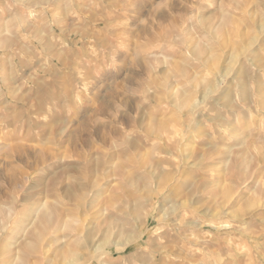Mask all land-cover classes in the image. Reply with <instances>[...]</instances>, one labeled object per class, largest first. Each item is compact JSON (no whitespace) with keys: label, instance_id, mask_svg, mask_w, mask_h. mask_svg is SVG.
I'll list each match as a JSON object with an SVG mask.
<instances>
[{"label":"rangeland","instance_id":"374dc122","mask_svg":"<svg viewBox=\"0 0 264 264\" xmlns=\"http://www.w3.org/2000/svg\"><path fill=\"white\" fill-rule=\"evenodd\" d=\"M0 264H264V0H0Z\"/></svg>","mask_w":264,"mask_h":264},{"label":"bare ground","instance_id":"6f19581e","mask_svg":"<svg viewBox=\"0 0 264 264\" xmlns=\"http://www.w3.org/2000/svg\"><path fill=\"white\" fill-rule=\"evenodd\" d=\"M218 81L220 82V80L218 79ZM220 84V83H219ZM49 216V215H48ZM52 216V215H51ZM138 238V237H137ZM106 243V242H105ZM90 249V248H89ZM92 250V249H91ZM91 250H90V252H91ZM95 250H97V248H95ZM94 250V251H95ZM94 255V254H93ZM78 257H79V254H78ZM74 258V257H73ZM80 258V257H79ZM78 259V258H77ZM68 260H70V259H68ZM80 262V261H79ZM74 263H76V260H75V262Z\"/></svg>","mask_w":264,"mask_h":264}]
</instances>
